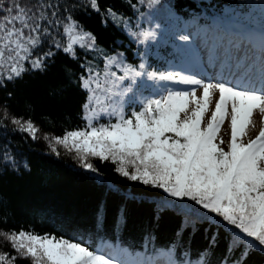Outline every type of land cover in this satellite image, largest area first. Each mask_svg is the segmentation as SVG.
<instances>
[{
  "label": "trees",
  "instance_id": "1",
  "mask_svg": "<svg viewBox=\"0 0 264 264\" xmlns=\"http://www.w3.org/2000/svg\"><path fill=\"white\" fill-rule=\"evenodd\" d=\"M52 3L59 9L53 19L60 23L48 25L37 47L28 46L31 55L21 61V75L8 80V63L0 62V253L15 257L14 264H31L5 239V234L25 231L83 242L118 264H124L122 253L138 255L141 264H155L163 253L167 264L169 251L177 264H264L262 247L222 218L191 227L190 220L214 214L122 176L111 161L90 158L97 171L86 170L74 152L53 140L87 127L85 104L100 110L94 93L103 89L97 84L105 79L106 67L141 71L143 63L158 75L188 61L199 68L194 60L199 34L219 48L247 42L256 60L264 49V0H97L95 8L91 0ZM144 32L153 36L145 39ZM75 34L80 37L70 42ZM180 35H189V41ZM39 57L43 66L33 67ZM111 57L115 61L109 64ZM166 84L147 76L126 79L120 97L125 116ZM105 119L95 126L106 124ZM28 121L37 130L35 139L21 131Z\"/></svg>",
  "mask_w": 264,
  "mask_h": 264
},
{
  "label": "snow or ice",
  "instance_id": "2",
  "mask_svg": "<svg viewBox=\"0 0 264 264\" xmlns=\"http://www.w3.org/2000/svg\"><path fill=\"white\" fill-rule=\"evenodd\" d=\"M91 3L95 8L97 0ZM58 11L52 0H11L9 4L0 0V62L8 63L12 73L8 80L19 77L25 70L21 61L31 55L28 46L37 47L41 37L49 33L48 25L60 23L58 18L53 19ZM141 35L149 39L153 33ZM179 39L189 41L190 36L180 35ZM42 59L37 58L33 67H42ZM140 69L125 67V75L118 77L120 83L115 84V90L101 89L106 95L104 101H98L100 111L91 104L84 105L90 109L85 116L87 127L54 137V144L74 152L86 170L97 171L90 158L111 161L122 176L162 189L177 200L192 201L214 214L190 220L191 227L200 220L213 223L214 217H220L264 250V49L259 58L260 88L253 82L243 87L224 79L205 82L195 75L173 71L158 75L146 71L143 63ZM142 76L194 87L167 89V95L141 101L140 109L126 117L120 102L123 82ZM82 86L89 87L87 83ZM197 86L202 89L199 96ZM97 88L101 86L97 84ZM215 93L218 98H214ZM213 103L214 108L210 107ZM257 112L261 126L255 137L245 142L250 127H255L253 117ZM105 116L109 120L115 116V122L95 126L94 122ZM225 124L230 130L227 150L222 147L225 140L221 136ZM21 131L30 132L35 139L37 130L31 121L22 125ZM52 151L56 152L54 146ZM5 239L18 255L30 258L31 264H118L110 256L90 250L83 242L25 231L5 234ZM167 256V264H177L171 251ZM14 261L15 257L0 253V264Z\"/></svg>",
  "mask_w": 264,
  "mask_h": 264
},
{
  "label": "rangeland",
  "instance_id": "3",
  "mask_svg": "<svg viewBox=\"0 0 264 264\" xmlns=\"http://www.w3.org/2000/svg\"><path fill=\"white\" fill-rule=\"evenodd\" d=\"M240 22H235L236 26L239 25ZM80 37L79 34L70 35L69 41L73 42L74 40ZM210 37V36H209ZM194 43L196 45L197 55L194 57V60L201 65L199 68H196L192 62L185 63L184 67H173V72H180L184 75H195L198 79H203L205 82H217L218 80L224 79L228 80L233 84H237L239 86H245L247 83L252 82L250 76H248V72H259V60L258 63H253L252 61V53L254 50L247 42H242L241 44L236 45L237 43H227L225 42V46L218 47L217 44L212 41L211 38L205 36V34H199V36H194ZM116 59L118 57L114 56ZM259 57V56H258ZM257 59V57H256ZM115 61L112 57L109 58V64ZM125 66H121L118 71H108L107 67L105 71L101 74V76L105 77L104 80L101 81L99 84L101 88L104 90L108 88H112L115 84H118L120 81L118 77L123 76L121 71L124 72ZM140 69V68H139ZM113 70H115L113 68ZM120 72V74H117ZM115 73V76H113ZM125 75V74H124ZM89 86L94 87V85L89 84ZM166 87L162 89H157L156 92L152 95V98H160L161 96L167 95V89L172 90H191V85H182V84H174L173 82L166 84ZM255 86L257 88L261 87L260 80L255 81ZM202 93V89L197 86V95L199 96ZM106 92H95L94 99L95 101H104ZM214 98H218V93L214 94ZM93 99V100H94ZM101 105V104H100ZM210 107L214 108V103L210 105ZM101 109V107H100ZM100 111V110H99ZM90 114V111L87 112V116ZM94 114V113H93ZM210 115V112L207 114ZM112 120L105 122L109 123L115 122V116L111 117ZM100 121V120H99ZM253 121L255 127H250L248 131V137L245 138V142L248 138H254L255 135L258 133V130L261 126L260 122V114L257 112L254 114ZM221 136L225 140V145L228 139L230 138V130L225 124L221 130ZM227 150V149H226ZM164 254H160L157 262L155 264H163L164 262ZM120 260L123 261L124 264H141L139 262V256H129L127 253H122Z\"/></svg>",
  "mask_w": 264,
  "mask_h": 264
}]
</instances>
